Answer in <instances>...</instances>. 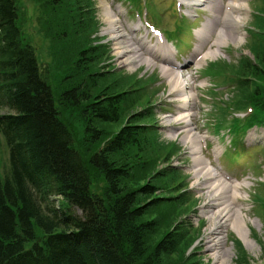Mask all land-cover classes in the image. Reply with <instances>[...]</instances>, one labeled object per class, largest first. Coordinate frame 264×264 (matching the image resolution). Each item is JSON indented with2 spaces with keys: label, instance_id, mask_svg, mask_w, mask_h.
<instances>
[{
  "label": "trees",
  "instance_id": "1",
  "mask_svg": "<svg viewBox=\"0 0 264 264\" xmlns=\"http://www.w3.org/2000/svg\"><path fill=\"white\" fill-rule=\"evenodd\" d=\"M33 1L52 63L39 61L23 30L22 0H0V138L8 148L0 264H164L173 254L174 264H191L185 251L198 230L179 220L196 200L170 162L178 144L160 139L148 82L113 65L93 0ZM259 6L252 56L208 68L231 83L217 130L228 111L247 106L252 113L232 117L231 131L264 124V0ZM262 191L254 199L264 215Z\"/></svg>",
  "mask_w": 264,
  "mask_h": 264
},
{
  "label": "rangeland",
  "instance_id": "2",
  "mask_svg": "<svg viewBox=\"0 0 264 264\" xmlns=\"http://www.w3.org/2000/svg\"><path fill=\"white\" fill-rule=\"evenodd\" d=\"M93 1L95 3L96 17L101 23L99 35H103L104 41H107L111 47L113 65H115L118 71L131 74L132 72H137L139 73L138 77H142V80L148 82L149 88H147L149 92L147 95H151V99L156 101L153 107V114L156 113V128L159 131L160 139L165 143L176 141L178 144V149L171 156L170 162L173 167L177 168L186 177L185 182L188 184V194L190 195L188 196L196 200L190 212L179 220V222L185 223L188 227L198 230L195 233V241L185 251V254L192 256L191 264H215V259L212 257L211 252L205 250V240L207 239L208 228L210 226L207 216L210 208L204 207V204L208 202L207 190L199 187L198 184L201 178L200 175L197 176L195 174V167L192 161L193 154L190 152L189 146L181 140L183 136L182 130L178 126H175V119L181 115V110L178 107L181 102L179 100L181 99V95H168L169 87L167 80L162 77L158 62H154L151 65L144 61L135 65H121L119 63L115 54L113 40L110 39L108 32L102 30L105 26L103 20L105 9L113 11L118 9L122 22L130 27L140 20L137 15L139 13L142 16L140 18H142L141 22L144 25L145 22L150 23L151 21L158 29L162 31L168 30L166 34L172 36L170 38H173L174 43L180 41L177 46L179 50L176 53V61L180 65L178 71V74L181 76L180 82H186L189 75L194 77L193 86L185 89L186 91L183 92V96L187 100L188 98L191 99L193 95L195 96L194 105L190 110L184 111L183 115L186 120L194 117V124L199 127V130L193 129L191 134L204 138V141L201 140L198 145L200 151L197 153V156L205 160L207 167L214 175H220V173L225 172L231 178H236V184L240 185L237 191L239 196L237 201L241 207V211L236 212L238 217H241L246 222L248 237L253 241V246L249 248L244 245L228 225L220 228L225 246L230 249V257L223 261L222 264H264V215L257 211L256 203L253 202L254 191H257L258 188L260 190L264 188L262 186L264 185V152L262 150V146L264 145V127L254 126L250 128L244 134L240 147H235V149L230 147L229 139L232 137L227 133V129L216 132L214 124H216V117L219 114L218 106L222 105V100H230L232 96L231 83L228 80H222L218 76L213 75L214 73H208V70H206V66L220 62L223 59L234 62L241 53L250 55L247 48V42L249 41L247 31L252 25L253 12L257 10L256 8H258L262 0H235V3L243 8L239 13L236 12L238 18L242 21V24L238 28V42L227 41L220 47V52L217 55L210 56L199 63L191 62L189 59L197 46L195 30L210 15L206 4L186 7L183 5V11L189 9L192 14L187 17L184 13L177 10L178 8L175 6L177 0H146V4L138 10L127 0H119V2L118 0ZM220 1V4L224 5L228 0ZM37 6L33 0H22L20 2V7L25 16L23 30L32 38L33 42L31 41V43L36 48L39 61L46 64L47 62L52 63L53 59L48 51V42L36 31L37 12L35 9ZM143 12L144 14H142ZM146 32L147 30L143 27L140 31L133 30L132 35L143 39ZM171 47L173 48V46ZM174 51L172 52L174 53ZM188 61H190L189 64ZM45 66L43 64L42 69ZM49 84L54 94H56L58 89L57 82L49 80ZM212 89L217 91V94L214 95ZM244 115L245 113L239 111V109L230 110L227 112L225 118L227 121L232 116L239 118ZM110 127L114 126L110 125ZM216 148H218V154H220L218 162L217 158L214 157L213 151ZM227 150L228 153L238 151L239 154L230 153V155L227 154L228 156H226L225 152ZM7 167L8 148L0 138L1 176ZM158 167L160 168V165ZM187 203L190 204V202ZM53 204L55 207L58 206L57 199L53 200ZM72 209L75 214L81 213L77 208ZM237 240L241 242L245 250L242 262L237 261L240 257ZM174 258L175 254L169 255L163 259V262L164 264H174Z\"/></svg>",
  "mask_w": 264,
  "mask_h": 264
},
{
  "label": "bare ground",
  "instance_id": "3",
  "mask_svg": "<svg viewBox=\"0 0 264 264\" xmlns=\"http://www.w3.org/2000/svg\"><path fill=\"white\" fill-rule=\"evenodd\" d=\"M183 1L190 3L192 0ZM193 1L206 4L210 13L206 21L195 30L198 41L189 60L199 63L210 56L217 55L220 52V47L227 41L238 42V28L242 21L238 18L237 13L242 11L243 8L237 5L235 0H228L224 5L220 4V0ZM186 11L188 12V10ZM103 16L105 26L102 30L108 32L110 39L113 40L115 54L119 63L121 65H135L144 61L151 65L154 62H158L162 77L167 80L168 95H181V102L178 105L181 115L175 119V126L182 130L183 136L181 140L191 149L195 174L197 176L200 175L201 178L198 185L207 190L208 202L204 204V207L210 208L207 215L210 226L207 239L205 240V250L212 253L215 264H222L223 261L230 257V249L225 246L222 230H220L226 225L234 231L245 246L251 248L253 241L248 237V226L241 217H238L236 212L241 211L237 201L239 198L237 191L240 185L223 174L214 175L211 173L205 160L197 156L200 151L198 145L203 140V137L191 134L193 129L199 130V127L194 124V117L186 120L183 115L184 111L190 110L194 105V95L188 101L183 96L185 89L193 86L194 77L189 75L185 89L180 87L181 76L178 74L180 65L171 58L161 55L165 53L172 55L170 48L160 43L153 46L148 45L147 42L133 36V29L122 22L118 9L114 11L105 9ZM190 61H188V64ZM217 149L214 150L215 153H217Z\"/></svg>",
  "mask_w": 264,
  "mask_h": 264
}]
</instances>
